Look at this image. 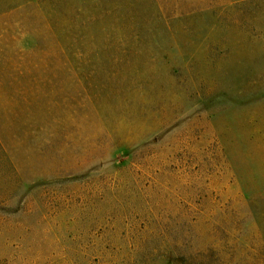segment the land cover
I'll return each mask as SVG.
<instances>
[{
	"label": "rangeland",
	"instance_id": "374dc122",
	"mask_svg": "<svg viewBox=\"0 0 264 264\" xmlns=\"http://www.w3.org/2000/svg\"><path fill=\"white\" fill-rule=\"evenodd\" d=\"M0 264H264V0H0Z\"/></svg>",
	"mask_w": 264,
	"mask_h": 264
}]
</instances>
